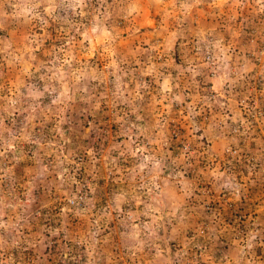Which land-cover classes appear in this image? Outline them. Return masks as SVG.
<instances>
[{"label":"rangeland","instance_id":"obj_1","mask_svg":"<svg viewBox=\"0 0 264 264\" xmlns=\"http://www.w3.org/2000/svg\"><path fill=\"white\" fill-rule=\"evenodd\" d=\"M264 0H0V264H264Z\"/></svg>","mask_w":264,"mask_h":264},{"label":"crops","instance_id":"obj_2","mask_svg":"<svg viewBox=\"0 0 264 264\" xmlns=\"http://www.w3.org/2000/svg\"><path fill=\"white\" fill-rule=\"evenodd\" d=\"M262 230L264 231V226H263Z\"/></svg>","mask_w":264,"mask_h":264}]
</instances>
